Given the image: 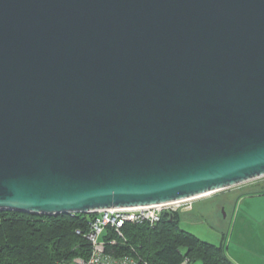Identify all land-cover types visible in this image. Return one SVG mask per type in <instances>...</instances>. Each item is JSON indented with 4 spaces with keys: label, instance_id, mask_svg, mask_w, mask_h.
Masks as SVG:
<instances>
[{
    "label": "water",
    "instance_id": "95a60500",
    "mask_svg": "<svg viewBox=\"0 0 264 264\" xmlns=\"http://www.w3.org/2000/svg\"><path fill=\"white\" fill-rule=\"evenodd\" d=\"M264 177V0H0V210L163 204Z\"/></svg>",
    "mask_w": 264,
    "mask_h": 264
},
{
    "label": "trees",
    "instance_id": "16d2710c",
    "mask_svg": "<svg viewBox=\"0 0 264 264\" xmlns=\"http://www.w3.org/2000/svg\"><path fill=\"white\" fill-rule=\"evenodd\" d=\"M254 193H264V186L243 194ZM179 213L165 212L155 225L127 223L122 235L109 228L104 239L116 243L109 244L107 251L148 264H183L185 260L186 264H237L227 253L226 234L219 244L203 240L181 228ZM94 216L0 210V264H62L88 258L91 244L86 234Z\"/></svg>",
    "mask_w": 264,
    "mask_h": 264
},
{
    "label": "rangeland",
    "instance_id": "374dc122",
    "mask_svg": "<svg viewBox=\"0 0 264 264\" xmlns=\"http://www.w3.org/2000/svg\"><path fill=\"white\" fill-rule=\"evenodd\" d=\"M262 186H264V177L197 197L192 207L185 206L184 209L179 210L181 228L215 244H219L222 236L226 234L227 245L231 243L233 248H238L236 234L241 233L235 216L237 213L250 211L258 219L255 221L256 235L253 239L260 240L264 246V193L243 194ZM239 194L241 196L237 197ZM243 198L253 200H249L247 203L250 204L239 208L240 200ZM262 256L264 257V253Z\"/></svg>",
    "mask_w": 264,
    "mask_h": 264
},
{
    "label": "built area",
    "instance_id": "2783aa9c",
    "mask_svg": "<svg viewBox=\"0 0 264 264\" xmlns=\"http://www.w3.org/2000/svg\"><path fill=\"white\" fill-rule=\"evenodd\" d=\"M194 198L182 199L171 203L132 206V207H112L101 209L96 212L90 221V231L86 234L87 240L91 244V254L88 258L76 257L70 262L62 264H148L139 259H134L127 255L117 256L107 251L109 244H115V239L105 240L109 228H113L116 233L122 235L121 229L127 223H149L157 224L165 212H176L184 209L185 206L192 207ZM90 213V214H91ZM187 260L183 262L186 264Z\"/></svg>",
    "mask_w": 264,
    "mask_h": 264
},
{
    "label": "crops",
    "instance_id": "0c3cea01",
    "mask_svg": "<svg viewBox=\"0 0 264 264\" xmlns=\"http://www.w3.org/2000/svg\"><path fill=\"white\" fill-rule=\"evenodd\" d=\"M251 198H243L240 200L239 208L244 205H248ZM239 219L241 222H239ZM258 220L255 214L250 211H243L237 213L235 221L240 228V235H237L239 242L238 248H233L231 243L227 245V253L237 264H264V246L258 239H253L256 235V223ZM233 236V235H232ZM257 257V258H256Z\"/></svg>",
    "mask_w": 264,
    "mask_h": 264
},
{
    "label": "bare ground",
    "instance_id": "6f19581e",
    "mask_svg": "<svg viewBox=\"0 0 264 264\" xmlns=\"http://www.w3.org/2000/svg\"><path fill=\"white\" fill-rule=\"evenodd\" d=\"M211 193H214V191H209V192H206V193L194 196V197H201V196L208 195V194H211ZM194 197H191V198H194ZM168 203H171V202H168Z\"/></svg>",
    "mask_w": 264,
    "mask_h": 264
}]
</instances>
